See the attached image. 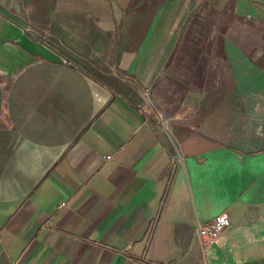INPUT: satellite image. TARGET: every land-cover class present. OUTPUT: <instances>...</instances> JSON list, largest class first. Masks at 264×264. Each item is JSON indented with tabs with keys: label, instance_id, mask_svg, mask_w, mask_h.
<instances>
[{
	"label": "crops",
	"instance_id": "1",
	"mask_svg": "<svg viewBox=\"0 0 264 264\" xmlns=\"http://www.w3.org/2000/svg\"><path fill=\"white\" fill-rule=\"evenodd\" d=\"M0 264H264V0H0Z\"/></svg>",
	"mask_w": 264,
	"mask_h": 264
},
{
	"label": "built area",
	"instance_id": "2",
	"mask_svg": "<svg viewBox=\"0 0 264 264\" xmlns=\"http://www.w3.org/2000/svg\"><path fill=\"white\" fill-rule=\"evenodd\" d=\"M148 98L149 95L147 94ZM111 156L109 155L106 159L110 160ZM232 221L230 220L228 214L223 213L216 216V218L210 220L205 224H201L197 233L200 236L201 242L206 248L217 245L218 241L221 238V234L231 226Z\"/></svg>",
	"mask_w": 264,
	"mask_h": 264
}]
</instances>
